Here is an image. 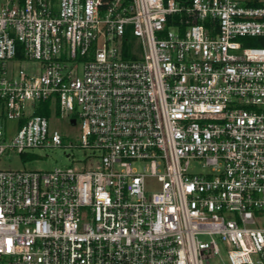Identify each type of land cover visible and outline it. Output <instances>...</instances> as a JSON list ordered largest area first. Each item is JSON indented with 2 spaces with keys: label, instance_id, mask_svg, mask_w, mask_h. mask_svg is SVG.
<instances>
[{
  "label": "built area",
  "instance_id": "built-area-1",
  "mask_svg": "<svg viewBox=\"0 0 264 264\" xmlns=\"http://www.w3.org/2000/svg\"><path fill=\"white\" fill-rule=\"evenodd\" d=\"M243 39L264 0H0V158L62 146L55 104L97 160L0 169V264H264V46Z\"/></svg>",
  "mask_w": 264,
  "mask_h": 264
},
{
  "label": "rangeland",
  "instance_id": "rangeland-1",
  "mask_svg": "<svg viewBox=\"0 0 264 264\" xmlns=\"http://www.w3.org/2000/svg\"><path fill=\"white\" fill-rule=\"evenodd\" d=\"M23 68H32V64H23ZM36 108H45L49 130H57L62 136V146L46 149H32L24 155L4 154L0 158V169L25 170V171H52L56 168L81 167L88 168L96 165V159H88L90 152L79 147L80 130L78 125H72L69 117L60 115L55 104H40ZM29 112V109H27ZM15 122H0V129L12 131ZM70 146V147H69ZM203 240H207L203 238ZM221 254L225 256L224 249L220 245Z\"/></svg>",
  "mask_w": 264,
  "mask_h": 264
},
{
  "label": "trees",
  "instance_id": "trees-1",
  "mask_svg": "<svg viewBox=\"0 0 264 264\" xmlns=\"http://www.w3.org/2000/svg\"><path fill=\"white\" fill-rule=\"evenodd\" d=\"M242 41L244 42L245 45H254V46H259V47L264 46V41L261 39H250L249 41H247L246 39H243ZM37 114L46 116L47 115L46 109L38 108Z\"/></svg>",
  "mask_w": 264,
  "mask_h": 264
},
{
  "label": "water",
  "instance_id": "water-1",
  "mask_svg": "<svg viewBox=\"0 0 264 264\" xmlns=\"http://www.w3.org/2000/svg\"><path fill=\"white\" fill-rule=\"evenodd\" d=\"M70 123H71L72 125L74 124V122H73V121H71Z\"/></svg>",
  "mask_w": 264,
  "mask_h": 264
}]
</instances>
